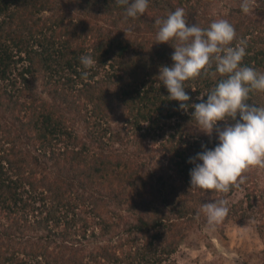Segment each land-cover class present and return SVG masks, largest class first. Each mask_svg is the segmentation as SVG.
<instances>
[{
	"label": "trees",
	"instance_id": "16d2710c",
	"mask_svg": "<svg viewBox=\"0 0 264 264\" xmlns=\"http://www.w3.org/2000/svg\"><path fill=\"white\" fill-rule=\"evenodd\" d=\"M73 1L154 34L155 20L176 8L185 10L189 25L206 28L214 20H228L236 30L233 46L247 41L242 63L264 73V23L247 22L238 6L199 23L191 10L200 0H149L146 13L135 19H125L124 6L116 0ZM65 4L0 0V108L11 119L0 122V264H161L177 249L186 222L197 215L190 197L201 194V206L211 202V191L204 195L190 189L194 165L189 157L203 151L202 144L213 148L218 141L181 140L183 126L195 123L194 109L178 110L179 103L167 99L157 78L161 66L172 64L171 44L154 43L156 34L131 40L122 31L103 32L57 14ZM252 9L264 22V0ZM82 55L96 61L92 69L83 68ZM38 70L54 103L35 93ZM215 83L211 76L187 81L188 103H199L200 93ZM56 97L65 102L78 97L83 103L87 141L79 140ZM114 97L130 128L136 132L146 123V133L152 129L153 136L166 141L161 145L170 169L155 179L141 174L132 158L107 151ZM251 100L264 106V93ZM218 123L223 127V121Z\"/></svg>",
	"mask_w": 264,
	"mask_h": 264
},
{
	"label": "clouds",
	"instance_id": "9594fccd",
	"mask_svg": "<svg viewBox=\"0 0 264 264\" xmlns=\"http://www.w3.org/2000/svg\"><path fill=\"white\" fill-rule=\"evenodd\" d=\"M253 0H242L244 14L252 11ZM124 6L125 19H135L146 13L149 0H116ZM158 31L154 43H169L174 47L172 64L160 67L158 80L168 91V100L179 103V109L190 113L193 128L209 138L216 133L218 143L213 148L202 144L203 151L189 157L190 189L227 194L244 182L245 173L253 168L264 169V106L251 100L256 93H264V73L244 65L247 41L235 46L236 30L225 19L214 20L206 28L188 24L185 10L176 8L166 17L155 20ZM174 41L175 43H170ZM80 63L88 70L96 61L82 55ZM88 71L82 72L87 79ZM213 77L215 85L200 93L199 103L189 104L186 82L201 77ZM195 91V89H193ZM207 96L205 100L204 97ZM239 117V119L237 118ZM223 121V127L218 122ZM200 213L211 227L221 224L229 213L228 202L214 198L203 203Z\"/></svg>",
	"mask_w": 264,
	"mask_h": 264
},
{
	"label": "rangeland",
	"instance_id": "374dc122",
	"mask_svg": "<svg viewBox=\"0 0 264 264\" xmlns=\"http://www.w3.org/2000/svg\"><path fill=\"white\" fill-rule=\"evenodd\" d=\"M64 1L67 4L62 9H57V14L65 15L76 21H86L103 32L113 34L122 31L131 40L137 41L146 37L153 38L156 34L146 29L137 30L128 28L124 24L120 25V23L105 18L100 13L83 9L80 3L78 5L73 0ZM241 3L242 0H200L191 12L195 14V19L198 18L199 23H201L209 16L226 13L229 7H240ZM259 3L260 0H253L252 8ZM256 12L252 9L249 14L243 13L244 19L246 18L247 22L258 19L261 24L264 23L261 20V15H255ZM51 14H55V12L48 14L44 12L45 16ZM45 80L47 78L43 77L38 70L34 85L35 93L42 99L53 102L49 95L50 85H46ZM111 88L112 92L116 90L115 86ZM77 99L78 97H68L65 102L56 97V103L69 123L72 124L79 140L87 141L82 120V116L85 114L84 106ZM116 102L115 97L112 98L113 114L110 118L112 142L106 147L107 151H112L113 154H124L132 158L135 163L140 165L143 172L141 174L155 179L158 173L161 174L170 169H167L168 156L162 150L161 145L166 141H163L160 136H153L152 129L146 133V123H141L140 129L135 132V129L130 128L123 120V108L121 104ZM7 121H11V119L0 108V122ZM194 125L195 123H189L183 126L181 140L185 142L217 140L215 132L209 138L203 133L196 132L193 128ZM168 132L171 133V131ZM90 147L94 150L96 148L94 144H90ZM35 153L34 150H31V155ZM43 166L48 169L50 162ZM38 170H41V168H38ZM244 175V184L233 187L227 194L213 193L208 197V201L211 202L214 198L224 199L228 202L230 212L225 220L221 224L211 227L207 224L203 213H200L199 217L195 215L190 222H186L183 235L175 252L161 264H264V169L253 168ZM200 197L201 194H194L190 197L189 206L192 204V209L199 211L202 202ZM110 207L116 210L119 209L115 205H110ZM124 207L125 205L121 208ZM119 212L123 214L121 210ZM117 232V230L110 231L105 238H109Z\"/></svg>",
	"mask_w": 264,
	"mask_h": 264
}]
</instances>
